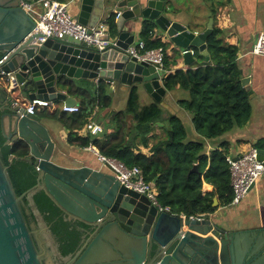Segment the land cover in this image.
I'll use <instances>...</instances> for the list:
<instances>
[{
	"label": "water",
	"instance_id": "1",
	"mask_svg": "<svg viewBox=\"0 0 264 264\" xmlns=\"http://www.w3.org/2000/svg\"><path fill=\"white\" fill-rule=\"evenodd\" d=\"M173 1L78 0L76 21L88 29L101 22L108 8L119 15L115 46L100 51L69 36L41 43L42 33L17 0H0V59L5 57L0 73L12 76L11 87L28 103L61 100L65 106H75L74 99L58 91L65 79L105 82L112 89L141 86L158 103L165 94L162 68L126 53L134 44L132 26H151L177 50L187 51L180 54L186 66L193 62L190 48L209 61L206 42L213 21L203 32H192L176 20ZM240 83L251 99L250 78H241ZM15 104L0 88V131L5 145L18 140L27 144L29 157L21 160L34 166L37 182L18 196L0 156V264H56L44 238L52 239L49 228L37 226L24 206V196L30 197L35 190L43 191L67 221L84 226L79 229L83 241L67 264H264V230L257 233L252 227L262 218L212 221L158 211L146 196L121 185L106 164L108 172L88 165H60L64 156L49 130L37 115L25 112L22 102ZM257 153L262 160L264 150ZM247 223L252 224L248 230L230 229ZM243 236L249 239L241 241Z\"/></svg>",
	"mask_w": 264,
	"mask_h": 264
},
{
	"label": "trees",
	"instance_id": "2",
	"mask_svg": "<svg viewBox=\"0 0 264 264\" xmlns=\"http://www.w3.org/2000/svg\"><path fill=\"white\" fill-rule=\"evenodd\" d=\"M35 2L37 0H28ZM66 3L67 0H56ZM209 4L211 17L216 16L215 2L203 0ZM115 15H109L104 21L112 38L116 36ZM264 28V25H263ZM220 30L213 27L212 34L207 39V52L211 63H205L185 71L177 70L163 79V85L170 91L176 86L184 90L188 97L178 102L190 117L194 132L201 140L189 141L187 131L181 120L170 116L165 120L164 136L152 143L150 155L138 151L139 147H149L150 136L155 130V124L162 120L161 110L155 103L140 108L138 105L137 88L132 86L127 99L125 112H110L111 94L105 83L97 85H81L65 79V87L70 95L81 98V104L76 113L67 115L59 110L49 111L45 107L43 116L57 120L71 131L68 141L81 148L89 146V139L75 136L73 130H79L92 116L96 109L104 115L106 128L113 127L112 137L103 141H93V146L99 154L107 159L122 163L127 168L137 167L145 182L156 179L155 189L157 201L172 214L185 217H201L207 219L218 207L230 206L233 192L230 186L227 143L221 144V150L205 153V140H216L235 128H243L251 118V104L248 93L242 88L241 71L237 66V49L227 45L220 37ZM141 42L145 50L162 48L164 52L162 66L168 68L165 56V43L154 38L151 26H143L140 32ZM194 57L202 60L193 48ZM0 88L7 94L11 103L30 104L21 99L20 92L11 87L5 77H0ZM3 114L0 111V117ZM36 114V112H35ZM130 125H128V121ZM163 121V120H162ZM256 150H264V140L253 144ZM27 144L18 140L5 145V139L0 131V156L8 167V173L15 193L19 196L31 190L37 182V172L32 164L22 158L28 157ZM196 171H193V168ZM203 184L211 190L203 192ZM213 199L217 206H213ZM24 206L30 217L37 223L36 214L49 227V232L55 238L57 250L61 258L75 254L83 239L84 226L69 222L50 198L41 190H35L30 197L23 198ZM35 207V210H33Z\"/></svg>",
	"mask_w": 264,
	"mask_h": 264
},
{
	"label": "crops",
	"instance_id": "3",
	"mask_svg": "<svg viewBox=\"0 0 264 264\" xmlns=\"http://www.w3.org/2000/svg\"><path fill=\"white\" fill-rule=\"evenodd\" d=\"M66 3L68 4L70 15L76 19L79 9L78 0H67ZM173 3L175 12H178L176 20L185 24L192 32H203L209 20L213 21L209 10V4L205 3L203 0H174ZM215 6L217 12L213 21V27L220 30V37L225 44L234 46L237 49V66L241 71L242 78H250V89L253 93V97L250 99L251 118L249 122L243 128H235L219 139L210 141L205 140V153L209 155L213 150H221V144L227 143L228 157L235 158L241 153L253 148V144L257 141L264 140V58L251 54L252 47L256 42L258 34L260 31L264 30V0H217ZM39 11L40 8L36 7L33 11V15L37 14ZM112 14L115 16L117 15L108 8L101 21L104 22L109 15ZM116 20L115 18V24ZM141 29L142 27L138 23L132 26L131 35L134 37V44L141 40ZM154 38L159 39L166 45L165 56L168 68L162 66V71L160 72L161 85L165 90V94L160 102L156 103L141 86L137 87L139 107L144 108L153 103L157 104L161 110L163 120L155 124L156 128L150 136L151 140L149 147L141 146L138 148V151L146 156L150 155L149 149L152 143L164 136L165 120L170 116H176L181 120L187 131V139L189 141L201 140V137L193 130L189 115L181 109L178 104L180 100L188 97L187 93L179 86H176L170 91L166 90L163 85V79L166 75L172 74L177 70L185 71L189 67L195 69V67L199 65L211 63V59L207 52L209 57L208 62L205 61V57L203 56L202 60H197L193 55V62L189 66H186L183 64V60L180 56L183 50H177V48L173 46L172 43H169L167 38L159 31L154 32ZM190 50L194 53L193 48H190ZM72 81L83 86L86 84V86L97 85L99 83L98 81L91 82L88 80ZM105 84L108 86V90L111 94L112 102L109 109L110 112H125L127 109L129 89L125 87L112 89L109 83ZM58 91L63 93L66 97L74 99L76 101L75 106H80L81 98L70 95L65 85L58 87ZM48 103L49 111L59 110V112H63L62 107L65 106L63 101L56 100ZM43 110L44 108L38 109L35 115L40 118L42 125L49 130L52 141L55 143L60 153L63 154L64 157L60 165L69 167L88 165L93 168H99L101 171L108 172V169H106L99 160L101 155L93 146V141L95 139L97 141H103L105 138L112 137L114 133L113 127L106 128L105 130L106 123L103 120L105 114L101 115V112L95 109L92 116L88 118L82 128L73 130L72 133L78 138L89 139V146L81 148L78 145L70 144L68 137L71 131L59 121L51 120L43 116V114H41ZM65 114L70 115L72 113ZM127 122L128 125H130L129 120ZM202 189L203 192H208L211 190V187L203 184ZM236 216H244V219L255 216L257 220L258 218L262 219L253 226L247 223V225L230 228L232 231H245L251 226L256 227L255 229L258 230L257 233L264 230V181L262 178L254 184V187L237 205L224 208L218 207L208 218L214 221L217 220V218L221 219L223 217ZM248 237L243 236L240 240H248Z\"/></svg>",
	"mask_w": 264,
	"mask_h": 264
},
{
	"label": "built area",
	"instance_id": "4",
	"mask_svg": "<svg viewBox=\"0 0 264 264\" xmlns=\"http://www.w3.org/2000/svg\"><path fill=\"white\" fill-rule=\"evenodd\" d=\"M19 7L24 10L35 22L36 29H38L43 37L40 42H44L46 38H62L69 36L74 40L85 43L87 46L96 48L100 51L114 47L115 39L112 38L108 32L106 23L99 22L93 28H86L79 24L75 18L69 13L67 3H61L56 0H37L30 2L28 0H17ZM36 7L40 11L33 15ZM116 15V19L118 18ZM193 56V51H189ZM126 53L130 57H134L139 61H150L162 68L164 52L162 48L153 50H145L143 42H138L134 45L128 46ZM187 53L182 51L181 54ZM251 54L264 58V30L260 31L256 42L252 47ZM5 57L0 59V64L3 63ZM0 77H5L8 82L12 80L9 74L0 73ZM16 105L12 103V106ZM49 106V103L41 100L32 101L25 112L34 115L38 109ZM62 111L65 113H76L77 106H63ZM236 158V159H235ZM227 157L226 162L229 166L230 186L233 192V199L230 206L237 205L244 196L249 192L252 185L264 177V157L262 160L258 159L257 150L250 148L241 153L237 157ZM101 163L106 164L113 172L116 180L125 188L133 190L141 195L146 196L151 204L155 206L158 211H169L163 208L157 201V191L151 182H145L141 171L137 167L127 168L122 163L115 160L99 157ZM183 218L185 216L181 215ZM189 219H201V217H188Z\"/></svg>",
	"mask_w": 264,
	"mask_h": 264
},
{
	"label": "flooded vegetation",
	"instance_id": "5",
	"mask_svg": "<svg viewBox=\"0 0 264 264\" xmlns=\"http://www.w3.org/2000/svg\"><path fill=\"white\" fill-rule=\"evenodd\" d=\"M37 219V226H39V227H48V226H46L45 225V223L42 221V218H41V216L40 215H38V217L36 218ZM49 228V227H48ZM52 239H53V241H54V245H55V253L53 254V258L55 259L54 261H55V263L56 264H67L71 259H72V257H73V255H75V254H73V255H71V256H68V257H65V258H61L60 257V255H59V252H58V250H57V244H56V240H55V238H53V236H52ZM82 241H83V239H82ZM50 248V247H49Z\"/></svg>",
	"mask_w": 264,
	"mask_h": 264
},
{
	"label": "rangeland",
	"instance_id": "6",
	"mask_svg": "<svg viewBox=\"0 0 264 264\" xmlns=\"http://www.w3.org/2000/svg\"><path fill=\"white\" fill-rule=\"evenodd\" d=\"M108 32H109V30H108ZM188 95V94H187ZM263 179V181H264V177L262 178ZM44 238L46 239V241H47V246L48 247H50L49 249H50V253L53 255L54 253H55V245H54V241H53V239H51L49 236H47V235H44Z\"/></svg>",
	"mask_w": 264,
	"mask_h": 264
}]
</instances>
